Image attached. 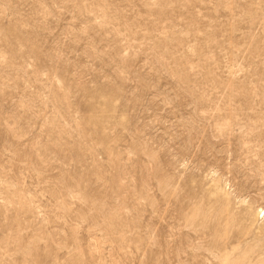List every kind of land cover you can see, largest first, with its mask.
Masks as SVG:
<instances>
[{
	"label": "rangeland",
	"instance_id": "obj_1",
	"mask_svg": "<svg viewBox=\"0 0 264 264\" xmlns=\"http://www.w3.org/2000/svg\"><path fill=\"white\" fill-rule=\"evenodd\" d=\"M0 264H264V0H0Z\"/></svg>",
	"mask_w": 264,
	"mask_h": 264
}]
</instances>
